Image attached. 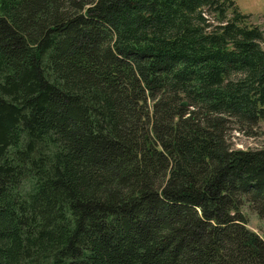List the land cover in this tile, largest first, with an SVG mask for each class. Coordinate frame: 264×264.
<instances>
[{
  "label": "trees",
  "instance_id": "trees-1",
  "mask_svg": "<svg viewBox=\"0 0 264 264\" xmlns=\"http://www.w3.org/2000/svg\"><path fill=\"white\" fill-rule=\"evenodd\" d=\"M235 0H0V264H264V31Z\"/></svg>",
  "mask_w": 264,
  "mask_h": 264
},
{
  "label": "rangeland",
  "instance_id": "rangeland-1",
  "mask_svg": "<svg viewBox=\"0 0 264 264\" xmlns=\"http://www.w3.org/2000/svg\"><path fill=\"white\" fill-rule=\"evenodd\" d=\"M240 9L249 14V20L260 26L264 31V0H235ZM264 48V43H263ZM227 132L229 142L234 149H263L264 148V119L254 128L255 134L249 135L248 129L239 130L231 125ZM249 204L242 207L243 213L249 220L248 227L261 236L264 237V218L261 219L254 211H252Z\"/></svg>",
  "mask_w": 264,
  "mask_h": 264
}]
</instances>
